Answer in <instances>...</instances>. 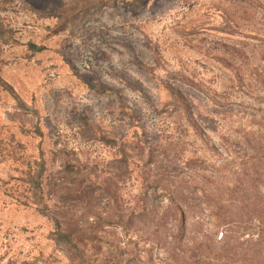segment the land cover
I'll use <instances>...</instances> for the list:
<instances>
[{
  "label": "rangeland",
  "instance_id": "obj_1",
  "mask_svg": "<svg viewBox=\"0 0 264 264\" xmlns=\"http://www.w3.org/2000/svg\"><path fill=\"white\" fill-rule=\"evenodd\" d=\"M92 1L0 0V264H71L20 193L21 161L40 148L56 152L55 182L84 187L64 205L98 237L92 259L174 264V217H161L169 201L153 182L169 173L187 197L189 243L228 236L251 256L258 241L264 264V0L82 10ZM69 163L84 166L74 183Z\"/></svg>",
  "mask_w": 264,
  "mask_h": 264
},
{
  "label": "trees",
  "instance_id": "obj_2",
  "mask_svg": "<svg viewBox=\"0 0 264 264\" xmlns=\"http://www.w3.org/2000/svg\"><path fill=\"white\" fill-rule=\"evenodd\" d=\"M99 1H92L90 4L83 6L82 10L96 8L99 5ZM31 47H35L34 44H30ZM34 129L36 133L42 136L41 129L35 125ZM133 150L138 153H143L145 148L139 147L137 142H132ZM137 148V149H136ZM150 150L148 154L151 153ZM56 152H46L40 148L37 155L32 160H24L22 157L21 164L22 176L19 177L22 184L20 186V193L25 199L23 203L29 207H33L36 212L48 217L52 224L53 229L50 232L51 239L55 244L59 245L68 253V258L71 264H115V262H103V260L92 259L86 255L89 242H94L95 238H98L95 234L91 233L80 222H73L71 220V213L73 209L66 207L64 200L70 202L75 199L84 200L82 195L84 187L82 185L75 186V192L69 186H66L65 182L57 183L54 181L53 171H51L52 162L55 160ZM84 168L79 164H66L62 169V172L68 173L71 183L76 180L73 173H80ZM172 175L166 173L165 176L153 179L154 183H160L163 185V193L169 201L168 207L161 212V217L172 213L174 217L175 230L171 236V259L174 264H254V258L257 256L256 244L249 243V249L252 255H247L238 248L237 245H229L231 242L230 237L225 236L220 240L219 245H209L205 238L188 242L186 240V211L183 208L187 203V197L183 196V189L173 186L171 181ZM81 183V181H80ZM65 184V185H64ZM66 186V187H65ZM59 187V190L54 189ZM60 193L59 199L63 200L54 202L51 206L46 198V195H50L53 191ZM64 190V191H63ZM67 191V192H66ZM66 192V193H65ZM179 193V194H178ZM207 193V197L211 195V192L207 190L203 191V194ZM223 201V199H220ZM87 208L85 207L84 210ZM166 210V211H165ZM213 215L220 221L215 226L222 227L228 224L227 210L224 206L219 205L213 211ZM136 214H141L140 211H131L128 217H132ZM224 236V235H223ZM251 244V245H250ZM248 248V247H247ZM246 248V249H247Z\"/></svg>",
  "mask_w": 264,
  "mask_h": 264
}]
</instances>
